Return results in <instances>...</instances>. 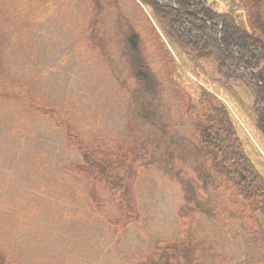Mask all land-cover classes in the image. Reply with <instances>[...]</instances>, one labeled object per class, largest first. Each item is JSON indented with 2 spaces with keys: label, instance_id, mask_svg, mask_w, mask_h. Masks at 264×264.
I'll list each match as a JSON object with an SVG mask.
<instances>
[{
  "label": "rangeland",
  "instance_id": "rangeland-1",
  "mask_svg": "<svg viewBox=\"0 0 264 264\" xmlns=\"http://www.w3.org/2000/svg\"><path fill=\"white\" fill-rule=\"evenodd\" d=\"M119 1L124 15L145 27L140 9L130 0ZM219 2L225 8L228 0ZM259 5L264 29V5ZM88 6L89 0H0V250L14 264H139L137 256L141 264H165L168 246L169 264L188 258L214 264L263 259L247 218L235 216L221 227L211 217L224 218L232 207L221 190H201L205 168L187 146L191 121L178 122L180 100L160 70L165 94L159 114L168 112L175 125L178 174L141 169L133 187L140 221L117 235L96 211L88 179L75 170L82 163L80 154L67 147L63 130L46 113L31 111L25 103L27 93L40 105L56 106L59 116L68 117L87 137L94 131L122 133L127 112L135 116L139 110L121 89L122 82L128 90L133 84L125 79L123 42L111 13L97 26L105 42L102 52L92 47L87 33ZM147 44L156 62L157 50L152 41ZM165 44L179 69L172 82L195 98L203 88L227 107L248 157L264 175V138L255 128L248 91L221 88L212 60L186 61ZM134 123L162 150L157 129L138 119ZM182 215L190 218L186 229L179 226Z\"/></svg>",
  "mask_w": 264,
  "mask_h": 264
},
{
  "label": "trees",
  "instance_id": "trees-1",
  "mask_svg": "<svg viewBox=\"0 0 264 264\" xmlns=\"http://www.w3.org/2000/svg\"><path fill=\"white\" fill-rule=\"evenodd\" d=\"M130 1L140 9L145 27L124 15L119 0H89L88 6L87 33L94 40L92 47L104 52V38L97 26L104 22L106 13H111L116 37L123 42L125 79L133 86L128 90L122 82L121 89L131 97L127 103L132 102V108L139 110L135 116L127 112L122 133L94 131L87 137L68 117L61 118L56 106L40 105L33 95L25 93L26 106L31 111L46 113L63 130L67 147L80 154L82 163L75 166V170L88 179L91 203L99 214L105 215L117 235L129 224L140 221L133 194L139 171L159 167L170 176L178 174L174 164L175 125L168 112L159 114L165 94L156 73L160 70L180 100L178 122L186 117L191 121V140L187 141V146L193 160L205 168L201 190L209 187L221 190L232 207L224 218L215 213H211V217L221 227L235 216L247 218L248 231L264 252V175L248 157L227 107L203 88H199L200 96L195 98L184 94L172 82L179 69L165 44L168 42L185 55L186 61L212 60L221 88H245L250 96L249 110L255 128L264 138V29L258 13L259 4L264 5V0H228L225 8L218 6L219 0ZM151 41L157 50L154 52L158 56L156 62L147 47V42ZM19 96L15 98L19 100ZM135 119L159 131L162 150L152 146L144 131L135 125ZM179 184L184 187L181 180ZM104 189L109 192L102 198L100 194L103 195ZM189 224L188 216L179 217L182 229ZM171 251L172 247L168 246L165 264H169ZM137 261L141 264L138 256ZM0 264H7L2 254ZM181 264L214 263L188 258ZM254 264H264V257Z\"/></svg>",
  "mask_w": 264,
  "mask_h": 264
},
{
  "label": "crops",
  "instance_id": "crops-1",
  "mask_svg": "<svg viewBox=\"0 0 264 264\" xmlns=\"http://www.w3.org/2000/svg\"><path fill=\"white\" fill-rule=\"evenodd\" d=\"M31 95V94H30ZM1 231H2V228H0V233H1ZM0 254H2V255H4L5 256V254L0 250ZM6 257V256H5ZM6 263L7 264H14V261H13V259H11L10 257H6Z\"/></svg>",
  "mask_w": 264,
  "mask_h": 264
},
{
  "label": "water",
  "instance_id": "water-1",
  "mask_svg": "<svg viewBox=\"0 0 264 264\" xmlns=\"http://www.w3.org/2000/svg\"><path fill=\"white\" fill-rule=\"evenodd\" d=\"M190 14V13H189Z\"/></svg>",
  "mask_w": 264,
  "mask_h": 264
}]
</instances>
